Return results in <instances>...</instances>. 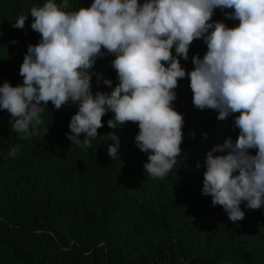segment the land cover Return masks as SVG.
I'll use <instances>...</instances> for the list:
<instances>
[{
	"label": "trees",
	"instance_id": "obj_1",
	"mask_svg": "<svg viewBox=\"0 0 264 264\" xmlns=\"http://www.w3.org/2000/svg\"><path fill=\"white\" fill-rule=\"evenodd\" d=\"M46 2L0 0V86L23 84L19 70L27 48L41 38L31 29L30 10ZM67 2L64 10L75 11L93 0ZM231 11L217 8L209 22L238 26L225 16ZM21 14L28 17L24 27H13ZM101 51L104 56L92 70L101 82L97 86L92 75L93 94L110 93L118 84L115 57ZM206 51L203 39H196L188 60L178 57L186 72L173 101L184 118L182 152L164 177L145 172L149 154L136 146L138 125L109 128L111 112L102 117L92 146L84 148L66 138L78 111L71 101L59 110L49 102L39 133L28 139L0 109V264H264V206L253 210L242 202L244 218L233 222L202 194L206 153L239 133L234 127L239 113L221 121L217 111L192 103L187 73L194 67L192 57L203 58ZM110 134L119 140L116 159L108 155L115 143ZM13 148L17 153L9 155Z\"/></svg>",
	"mask_w": 264,
	"mask_h": 264
},
{
	"label": "clouds",
	"instance_id": "obj_2",
	"mask_svg": "<svg viewBox=\"0 0 264 264\" xmlns=\"http://www.w3.org/2000/svg\"><path fill=\"white\" fill-rule=\"evenodd\" d=\"M68 7L67 0L59 5L47 0L30 10L40 42L27 48L19 70L23 84L0 86V109L10 114L14 130L23 139L37 135L47 104L59 110L71 101L78 111L66 138L90 148L104 126L102 117L111 112L109 128L138 125L136 146L149 154L145 172L164 177L182 152L184 118L173 101L186 72L178 57L188 60L190 44L203 39L207 51L203 58L192 57L187 73L192 103L217 111L221 121L239 113L234 118L239 133L206 153L202 194L233 222L244 218L242 202L253 210L264 206V0H93L87 8L65 11ZM217 8L233 10L225 16L238 26L210 23ZM27 18L19 15L13 27L22 29ZM101 49L115 57L118 84L112 88L103 80L111 92L93 94L92 70L104 56ZM100 82L97 75V86ZM109 138L115 143L108 155L116 159L119 140Z\"/></svg>",
	"mask_w": 264,
	"mask_h": 264
}]
</instances>
